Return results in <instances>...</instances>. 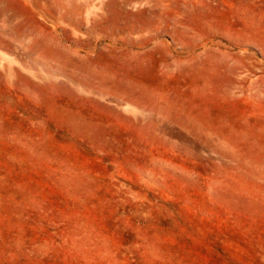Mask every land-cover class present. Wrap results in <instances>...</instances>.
<instances>
[{"label":"rangeland","instance_id":"rangeland-1","mask_svg":"<svg viewBox=\"0 0 264 264\" xmlns=\"http://www.w3.org/2000/svg\"><path fill=\"white\" fill-rule=\"evenodd\" d=\"M0 264H264V0H0Z\"/></svg>","mask_w":264,"mask_h":264}]
</instances>
